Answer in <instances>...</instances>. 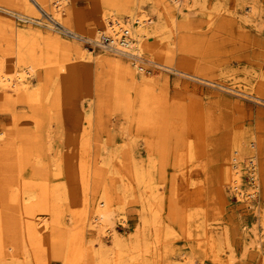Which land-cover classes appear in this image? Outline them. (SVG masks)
<instances>
[{
  "label": "rangeland",
  "instance_id": "rangeland-1",
  "mask_svg": "<svg viewBox=\"0 0 264 264\" xmlns=\"http://www.w3.org/2000/svg\"><path fill=\"white\" fill-rule=\"evenodd\" d=\"M54 1L0 0V50L8 66L21 57L20 70L35 74L21 96L0 89V213L2 200L15 202L7 212L16 217L18 248L13 257L0 248V264H65L85 202L84 236L97 244L89 221L110 212L128 244L123 264H184L185 258L264 264V0H182L171 13L164 12V0H139L151 19L144 41L149 49L138 62L112 50L124 68L107 65L109 50L89 40L98 39L96 29L111 16L131 20L134 14L123 6L136 0H61L62 23ZM159 24L168 30L157 36ZM54 40L60 44H53L59 51L52 56L47 44ZM160 42L164 50L150 51ZM41 50L53 62L40 60ZM238 138L245 150L235 145ZM251 152L258 195L239 200L225 169L237 155L241 186L249 188ZM145 185L159 200L147 211L149 225L143 222ZM42 218L50 228L40 232ZM6 220L0 214V232ZM100 236L106 251L111 236Z\"/></svg>",
  "mask_w": 264,
  "mask_h": 264
},
{
  "label": "bare ground",
  "instance_id": "bare-ground-1",
  "mask_svg": "<svg viewBox=\"0 0 264 264\" xmlns=\"http://www.w3.org/2000/svg\"><path fill=\"white\" fill-rule=\"evenodd\" d=\"M44 1L45 0H43V3H44ZM54 3L56 4L55 5V8H56V12L55 13L56 14L55 15L58 18V19L57 18L56 19L59 20V23H62V20L61 19H62V15H63V11H64L63 10L64 9L63 2L61 0H55ZM120 3H122V0H121ZM126 3H127V1H126ZM181 3H182V0H164V8H163L164 9V12L171 13V12H173L175 10H179V6L181 5ZM130 4L131 3H129V5L128 6H125V7L123 6V10L126 11V12H128V13L134 14V16L133 15L131 16V20H123V19H120V18L112 17L111 16V18L106 21L107 26L104 29H100V28H97L96 29V36H97V34H99L98 35V39L96 38L94 40H89L90 43H95L96 42L99 46H101L102 49H104L106 51L107 50L111 51V52L107 51L110 54H105L107 56H105L106 57V60L104 62L107 65L109 64L111 66H115L114 68H116L117 66H118V68H120L121 66L122 67L124 66V65H122V61L119 58H117V55L115 53H117V52H125L129 56L130 55L131 56H135L136 57L135 59H137V62H138L139 57H141L142 54L144 53V51L148 48V45L146 47V44L144 43V41H145V38L148 39V37H146L147 36V28H148V24L150 23V20L151 19L149 18L148 14H146V12L143 9V6H142V4H141V2L139 0H136L135 2L134 1L132 2L133 6H134L133 10H131V8L133 6L131 7ZM116 6H118V5H116ZM252 9H253V11H255V8L254 7ZM137 11H140L141 13L139 15H136L135 12H137ZM173 17H174V15H173ZM135 22H136V24H135ZM154 30H155L156 34L157 33H160L162 35V34H165L164 32H166V30H168V27L166 25L164 26L163 24H159V25H156L154 27ZM69 31L71 32L72 36L75 37L74 39H76V40L79 39V41L80 40H84L87 43V39H85L83 35H81L80 33L78 34L77 32L74 33L71 30H69ZM98 31H100V32L98 33ZM19 32L20 31H18V28H16V27H15V29L14 28L12 29V33L15 34V35L17 34L16 35V38L17 39H18V37L20 39ZM157 36H158V34H157ZM131 38H134V41ZM3 41L1 39L0 40V43H4ZM84 41H81V42H84ZM18 42H19V40H18ZM18 42L16 44V50H17V53L19 54L20 46H19V43ZM48 42H50V39L48 40ZM54 43L55 44H60L58 40H54V42L47 44L48 45L47 47H52V50H53V55L52 56H54L55 54H57L58 51H59L58 50L59 47L57 45L56 46L53 45ZM162 43L163 42H160L159 43L160 45H156L157 47L156 48H153V49H150V51H154L155 52L157 49L158 50H160V49L164 50V47H162ZM9 44L11 46H13L11 44V41L10 40H7L6 45L9 46ZM4 45H5V43H4ZM86 45H87V47L89 46L88 43ZM71 46L72 45L70 43H67L66 44V48H67L68 51L70 50V47ZM35 50H36V48H35ZM55 50H56V52H54ZM91 50H92L91 46L88 48V50H86L87 53L90 54V56L93 55V50L92 51ZM112 50L115 51V53L112 52ZM79 53H80L81 59H84L85 58V55L83 54V46L79 49ZM50 55L51 54L50 53L47 54L45 52V50H41V54H40L39 57L41 58L40 60H42V61L45 59L44 61L46 63V61L48 59L50 60V57H49ZM111 55H113V56H111ZM46 56L48 57L47 59H46ZM21 59H22L21 57H19V58H17V57L12 58L11 59L12 65L11 66H8V64H7L8 59L6 58V55L3 54V52H1V50H0V89H3V90L4 89L11 90L15 95H18V96L19 95L21 96V94H24L25 93V91L29 88L30 84L32 83V78L35 75L32 69H26V70L23 69V70H20V68H21V63H20L21 62ZM36 60H38V59H36ZM49 62H53V61L50 60ZM125 72L129 74L130 73V69L129 68L126 69ZM4 133L5 132L0 131V135H3ZM241 140L244 141L241 138H240V141H239V138H238L235 141V145L236 146H240V144H241V146L243 147V150H245V147L246 146H245V144H243V142ZM191 143L192 142H190L189 145H192ZM9 144H12V142H10ZM9 144H7V146ZM255 146H256V142L255 141H252V148L255 149ZM233 148H235V147L233 146ZM86 149H88V148H86ZM192 149H194V148H192ZM192 149L190 148V155L191 156L193 155L192 154ZM185 152H186V150H185ZM184 154H182V157L184 156ZM251 154H252V152H251ZM184 157L186 158V154H185ZM187 157H189V156H187ZM238 159H239V157L237 155L232 156L233 162H232V165L229 166V168L227 167L225 169V178L228 181H230V186L232 187L233 192L236 194V196H237V198L239 200H243L245 196L246 197H249V198H255L258 195V189H259V182H258V178L259 177H258L257 170H256L257 169V159H256V156H254L253 154L251 155L250 163H249V166H250V171L249 172H250L251 186L249 188L245 187V189H243L242 186H241V172H242L241 168L242 167L239 164L237 165ZM90 168L91 167H89V168H87L85 170V171H87L88 174L90 173ZM132 171L133 170H131V172ZM94 173L98 175L99 174V169L96 168V170H95ZM122 178H123V176H122ZM141 178H143V176ZM4 180H5V178H4ZM141 180L144 182L143 179H141ZM3 184H5V183L3 182ZM86 184L88 186V181H87ZM145 187H146L145 190L143 192H141V199H142V203H143V205H142L143 207L142 208H143V210H145V214H146V215L144 214L145 215L144 216L145 219H144L143 222L144 223H148L147 225H149V221H148L149 219L147 217V214H148L147 211L148 210L149 211L152 210V207H153L154 204L152 205L151 202H152V200H155L157 198V196H158L157 194L158 193L156 194V191H154L152 189V187H150V189L147 188L146 185H145ZM86 189H87V187H86ZM88 189H90V188H88ZM1 198L2 197L0 195V200H1ZM30 199H32V198H30ZM88 199L86 198L85 200H87V202H88ZM157 200H158V198H157ZM104 201H106V200H104ZM45 202H47V201H45ZM14 203L15 202L12 201V199L2 200V205L4 207V210H3V207H2V211L6 212V213L3 214L2 211L0 213L3 218H6L7 217V220H6V224L7 225H6L5 228L2 225V227L4 228V230H3V232H0V248H2V249H5L6 248L7 253L6 252L5 253L7 254V256L12 255V257L15 256V252L18 249L17 246H16V244H15V242H14L15 240L13 241L14 229H15L14 221L13 220L16 217L13 218V216H14L13 213L12 212H9V211L7 212V210H8V208H11ZM87 204H86V202L83 205L81 204L82 207H80L79 208V211L77 212L78 217H79V221H77L76 225H74V227L71 229V235H70V251H69V254H67V256H66V261H65L66 263L65 264H81L82 262H85L86 263L89 258H92V259L96 260L98 262V264L104 263L106 261H108V262L109 261H112L114 264H123L124 260H123L122 254L125 251L124 248H128V244H126V242L122 239V237H120L118 235L117 229L113 225L114 222L112 221V217H111L110 212L108 213V212H104L103 211V212H100V213H96V214H94L92 216V221H89L90 222L89 224H90L91 228L95 229L96 237H97V244H95L93 241L87 240L86 239L87 236L86 237L84 236V231H83L84 230L83 229L84 228V224H85L86 220L89 217V213H88V210H89L88 208L89 207L87 206ZM22 205L24 206V204H22ZM108 208H111V207H107V209ZM26 211H27V209H26ZM112 213L114 214V212H112ZM150 213H152V212L150 211ZM149 218H152V217H149ZM18 219L19 218L17 217V220ZM4 221H5V219H4ZM19 222H20V220H19ZM34 222L31 221V223H34ZM38 223L39 224H42L41 225L42 227L40 226L41 227L40 230H39L40 232H43V230L45 231V229L50 228L49 227V224H48L49 222L46 221L45 218H42L41 221L39 220ZM154 223H155V219H154ZM158 223H160V222H158ZM150 225H151V222H150ZM154 228H156V227H154ZM263 228H264V222H263ZM27 229H28V227H27ZM263 231H264V229H263ZM3 234L7 237V240H5V239L2 238V235ZM107 234L111 236L112 242H111L110 245H108L106 251H104V248L103 247H105L106 244L104 243V241L102 239V236H100V235H104L105 236ZM153 234H154V231H153ZM40 236H41V234H40ZM147 242H148V240H147ZM129 249H130V247H129ZM138 249L140 250V247ZM130 250H132V249H130ZM116 251L118 253V256H117L116 259H113L111 257V254L112 253H115ZM139 252H137V253H139ZM128 253H130V252H128ZM126 255H127V253H126ZM148 255L149 254H147V257H148ZM183 263L184 264H197L194 260H191L189 258H185V262H183Z\"/></svg>",
  "mask_w": 264,
  "mask_h": 264
}]
</instances>
